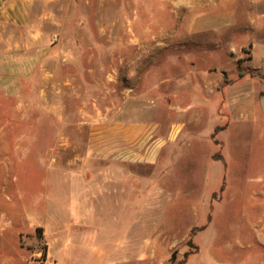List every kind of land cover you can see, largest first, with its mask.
<instances>
[{
	"label": "rangeland",
	"instance_id": "1",
	"mask_svg": "<svg viewBox=\"0 0 264 264\" xmlns=\"http://www.w3.org/2000/svg\"><path fill=\"white\" fill-rule=\"evenodd\" d=\"M38 24L49 42L80 53L81 65L63 71L65 88L50 92L57 113L34 112L29 82L16 80V41ZM0 50L12 55L9 66L0 63V264H47L44 231L53 216L67 219L53 169L92 170L88 187L100 180L95 170H107L108 193L121 180L111 169L136 173L79 223L87 240L116 242V253L95 251L73 264H264V0H32L28 28L0 21ZM176 90L184 111L160 101ZM128 98L140 105L128 121L152 122L166 135L153 162L91 153L90 137L109 136L121 115L111 107ZM39 121L54 126H30Z\"/></svg>",
	"mask_w": 264,
	"mask_h": 264
},
{
	"label": "crops",
	"instance_id": "2",
	"mask_svg": "<svg viewBox=\"0 0 264 264\" xmlns=\"http://www.w3.org/2000/svg\"><path fill=\"white\" fill-rule=\"evenodd\" d=\"M31 3L32 0H2L0 2V21L2 25L16 24L22 29L28 28L30 23ZM44 30H47L44 25L42 24V26H40L38 24L34 33H31L32 36L25 38L24 35H22L19 40L16 41L17 48L20 49V52L18 51L19 58L14 63L18 65V76H16V80L22 82L21 86L23 88L26 82H29L28 86L34 112H45L44 109L46 108L48 113H57L59 105H55L53 101H51L50 92H58L62 88H65V83L69 81L68 77H65L66 74L63 72L65 69H68L65 67H70L72 64L80 66L81 58L80 53H78V57L73 56V47L70 42H62L58 45L49 42L46 35L47 31ZM24 41L27 43H23ZM7 51L8 50H0V63L2 64L4 62L9 66L12 55ZM27 52L29 53L27 54ZM198 76V80L202 84L207 82L208 77L206 75L200 74ZM160 80L165 83L167 77L164 76ZM22 90L21 88L18 91L21 92ZM203 91L202 94L208 93L209 96L213 94V92H210L208 89ZM21 94L23 93L21 92ZM181 97H185L184 94L176 90L171 96L164 94V96L160 98V101L168 111H184L189 105L186 107L182 105L180 103ZM133 103L134 100L128 98L126 104L112 105L111 108L120 111L121 115L112 120L109 127V136L102 134V131H95L93 136L90 137L89 146L92 154L102 159L112 158L120 162L144 160L150 163L156 160V157L159 158L166 145V135L162 137L160 135L158 136L159 133L157 134V132L159 131H157L156 125L152 122L128 121L129 119L126 117H129L130 110L134 106H140ZM193 106L199 109L204 108V105L198 106V104H194L192 107ZM79 111L85 112V105L80 107ZM52 123L53 122L45 123L39 121L30 123V126L33 128V125H38L40 129L44 127L53 128L54 124ZM60 123L62 127H66L68 124L66 121H61ZM85 123L86 121H78L75 125L81 128ZM22 126H24V122H17L15 127L19 129ZM95 128H99V126ZM166 128L165 126L163 134H167L171 130V125H168V128ZM33 129H35V127ZM212 131L213 128L210 129L211 133ZM46 143L49 144V141ZM69 170L71 169H53L50 174L47 172L49 174L48 176H50L52 188L57 190L54 194L59 195V197L56 198L62 199V214L67 218L65 223L59 219V214L58 217L53 216V226H49V228H46L44 231L47 264H73L74 258L85 259L94 255L95 251L100 252L101 250L106 257L115 254L118 247L116 242L113 244L112 242L87 240L84 235L80 234L83 232V229L81 232L79 226L80 224L87 223L89 219H92L91 213L94 214L96 207L100 205V208H102L103 202L101 198L103 194H109V196L114 195L118 191L120 185L126 181L125 178H134L136 176L134 170L111 169L109 172L112 176L121 178V180L116 179L115 181H111V189L110 193H108L103 190L104 182L102 180L104 176L103 173H106L107 170L100 169L94 171V176L100 177V180L91 187L87 186L90 182L87 183L86 177L88 173L93 172L92 170ZM42 171L45 173L47 170L45 171L44 169ZM143 189V192L149 191V184L143 187ZM60 205L62 207V203ZM94 221L97 222L96 219H94ZM71 223H74L75 226L77 225L75 229ZM38 224L42 225L41 222H38ZM142 224L149 225V217L147 220L144 218ZM117 229L120 236L123 234L124 237L128 235L130 227L124 225L122 228ZM121 246V252L126 250L125 245ZM150 254L151 243H149L147 247V255L150 256Z\"/></svg>",
	"mask_w": 264,
	"mask_h": 264
},
{
	"label": "water",
	"instance_id": "3",
	"mask_svg": "<svg viewBox=\"0 0 264 264\" xmlns=\"http://www.w3.org/2000/svg\"><path fill=\"white\" fill-rule=\"evenodd\" d=\"M258 100H259V104H260V107H261L262 116H263V119H264V93L259 95Z\"/></svg>",
	"mask_w": 264,
	"mask_h": 264
},
{
	"label": "bare ground",
	"instance_id": "4",
	"mask_svg": "<svg viewBox=\"0 0 264 264\" xmlns=\"http://www.w3.org/2000/svg\"><path fill=\"white\" fill-rule=\"evenodd\" d=\"M221 15V14H220ZM224 16V15H223Z\"/></svg>",
	"mask_w": 264,
	"mask_h": 264
}]
</instances>
